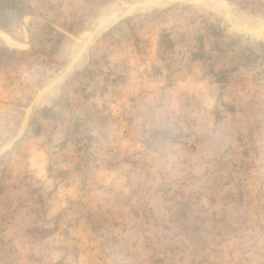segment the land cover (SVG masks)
Instances as JSON below:
<instances>
[{
  "label": "rangeland",
  "instance_id": "rangeland-1",
  "mask_svg": "<svg viewBox=\"0 0 264 264\" xmlns=\"http://www.w3.org/2000/svg\"><path fill=\"white\" fill-rule=\"evenodd\" d=\"M142 1L0 0V148ZM0 264H264V31L185 0L91 44L0 155Z\"/></svg>",
  "mask_w": 264,
  "mask_h": 264
},
{
  "label": "water",
  "instance_id": "water-1",
  "mask_svg": "<svg viewBox=\"0 0 264 264\" xmlns=\"http://www.w3.org/2000/svg\"><path fill=\"white\" fill-rule=\"evenodd\" d=\"M185 0H168V2L165 3H155L153 0H145L142 2H133L129 4L128 7L125 8L122 14H120L117 18H115L113 21H110L103 29H101L99 35L93 40L90 37L93 35L91 32L83 41L80 49L74 54V56L69 60L67 65L57 74L55 75L50 82H48L46 85H44L34 96L32 101L28 104L25 114L21 123V127L19 128L17 134L9 140L5 145H3L0 148V155L3 154L6 150L10 149L20 138L23 137L25 133V129L28 125L29 117L32 111L33 104L42 98L44 95H46L61 79H63L76 65L78 60L81 58V56L84 54L85 51L88 50L89 46L93 44L99 37H101L107 30H109L114 25L118 24L119 22L123 21L126 18H129L131 16H134L136 14H140L144 12L145 8L150 9H159V8H169L174 4L183 2ZM220 3V10L223 18L225 21L234 29L243 32L245 34H253L257 32L264 31V24L258 26V27H244L241 24H239L231 15L229 8L224 0H217ZM219 5V4H218ZM23 128L24 131L22 130Z\"/></svg>",
  "mask_w": 264,
  "mask_h": 264
},
{
  "label": "bare ground",
  "instance_id": "bare-ground-1",
  "mask_svg": "<svg viewBox=\"0 0 264 264\" xmlns=\"http://www.w3.org/2000/svg\"><path fill=\"white\" fill-rule=\"evenodd\" d=\"M212 3H213V5L219 10V12H221V8L219 7L220 6V3H219V1H217V0H210ZM153 2H155V3H165V2H168V0H153ZM219 4V5H218ZM125 10V8H123L119 13H113L112 14V16L110 17V18H108V20L102 25V26H100L98 29H96L93 33H91V34H93L90 38L91 39H95L98 35H99V33H100V31H101V29H103V27H105V25H107L110 21H113L115 18H117L120 14H122L123 13V11ZM230 11V10H229ZM230 13H231V11H230ZM231 15H232V17L238 22V20L235 18V16L231 13ZM102 19V18H101ZM239 24H241L240 22H238ZM262 24H264V21H262V22H260V23H257V24H253V25H243V24H241L242 26H244V27H258V26H260V25H262ZM96 25V24H95ZM99 26V25H98ZM96 26H94V28H95ZM93 28V29H94ZM89 34H87L86 35V37L88 36ZM86 37H84L83 38V41L85 40V38ZM83 41H82V43H83ZM82 45V44H81ZM80 49V48H79ZM21 127V126H20ZM24 129L25 128H23L22 130L24 131Z\"/></svg>",
  "mask_w": 264,
  "mask_h": 264
}]
</instances>
